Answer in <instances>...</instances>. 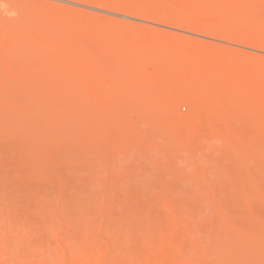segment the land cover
I'll return each mask as SVG.
<instances>
[{"label": "rangeland", "instance_id": "374dc122", "mask_svg": "<svg viewBox=\"0 0 264 264\" xmlns=\"http://www.w3.org/2000/svg\"><path fill=\"white\" fill-rule=\"evenodd\" d=\"M0 264H264V0H0Z\"/></svg>", "mask_w": 264, "mask_h": 264}]
</instances>
